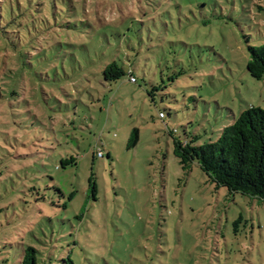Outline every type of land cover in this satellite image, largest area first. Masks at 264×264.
<instances>
[{"label":"rangeland","instance_id":"obj_1","mask_svg":"<svg viewBox=\"0 0 264 264\" xmlns=\"http://www.w3.org/2000/svg\"><path fill=\"white\" fill-rule=\"evenodd\" d=\"M263 42L264 0H0V264H264V199L173 153L264 110Z\"/></svg>","mask_w":264,"mask_h":264},{"label":"trees","instance_id":"obj_2","mask_svg":"<svg viewBox=\"0 0 264 264\" xmlns=\"http://www.w3.org/2000/svg\"><path fill=\"white\" fill-rule=\"evenodd\" d=\"M11 24L5 23L3 29ZM8 30V29H7ZM248 59L246 68L256 79L264 78V42L257 45H247ZM126 61V58L124 59ZM10 63L12 61L10 60ZM127 72L116 60L108 63L103 71L106 81H116L127 73L134 78L130 62H127ZM159 85L148 91H153ZM152 100V99H151ZM162 117H164L163 112ZM158 113V114H159ZM137 129L133 130V142L137 141ZM172 133V132H171ZM198 142V135L185 139L173 136V153L184 169H189L193 163L217 186H224L230 193L239 192L243 195L264 199V110L250 107L242 111L237 119L225 126L215 140ZM74 159H64L61 166H65ZM38 250L25 245L20 264H39ZM68 261H70L68 263ZM65 264H73L66 259Z\"/></svg>","mask_w":264,"mask_h":264},{"label":"built area","instance_id":"obj_3","mask_svg":"<svg viewBox=\"0 0 264 264\" xmlns=\"http://www.w3.org/2000/svg\"><path fill=\"white\" fill-rule=\"evenodd\" d=\"M130 81H134V78L133 77H130ZM159 116L162 117L163 116L162 113H159ZM98 155H101V152L100 151L98 152Z\"/></svg>","mask_w":264,"mask_h":264}]
</instances>
